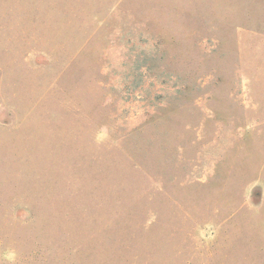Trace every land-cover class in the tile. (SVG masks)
I'll use <instances>...</instances> for the list:
<instances>
[{
  "label": "rangeland",
  "instance_id": "rangeland-1",
  "mask_svg": "<svg viewBox=\"0 0 264 264\" xmlns=\"http://www.w3.org/2000/svg\"><path fill=\"white\" fill-rule=\"evenodd\" d=\"M0 264H264V0H0Z\"/></svg>",
  "mask_w": 264,
  "mask_h": 264
}]
</instances>
